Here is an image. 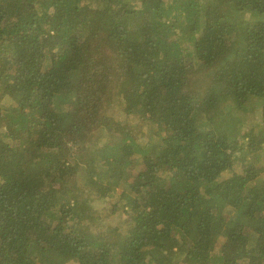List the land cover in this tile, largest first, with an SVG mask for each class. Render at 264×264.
I'll return each instance as SVG.
<instances>
[{"label":"trees","instance_id":"16d2710c","mask_svg":"<svg viewBox=\"0 0 264 264\" xmlns=\"http://www.w3.org/2000/svg\"><path fill=\"white\" fill-rule=\"evenodd\" d=\"M0 264H264V0H0Z\"/></svg>","mask_w":264,"mask_h":264},{"label":"rangeland","instance_id":"374dc122","mask_svg":"<svg viewBox=\"0 0 264 264\" xmlns=\"http://www.w3.org/2000/svg\"><path fill=\"white\" fill-rule=\"evenodd\" d=\"M253 18L255 19V21L258 20L257 15H255ZM257 119H258V117H257ZM90 207L93 210H97L100 212H103L105 209L109 208V206H107V204H106V201H103V199H98V198H96L95 201L90 203ZM121 218H122V216H121ZM238 226H239L238 223L234 222L233 229H235V230L239 229Z\"/></svg>","mask_w":264,"mask_h":264}]
</instances>
